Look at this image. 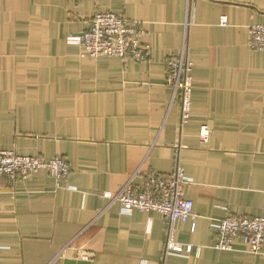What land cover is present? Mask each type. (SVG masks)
Returning <instances> with one entry per match:
<instances>
[{"label":"crops","instance_id":"obj_1","mask_svg":"<svg viewBox=\"0 0 264 264\" xmlns=\"http://www.w3.org/2000/svg\"><path fill=\"white\" fill-rule=\"evenodd\" d=\"M97 13L140 23L149 58L85 56L75 43ZM262 24L264 0H0V149L70 166L60 182L0 177L1 264H264V246L216 248L218 222L264 216V52L249 46ZM186 35L194 89L182 124L167 64ZM178 164L193 217L175 224L182 247L165 256L160 213L124 215L103 196Z\"/></svg>","mask_w":264,"mask_h":264},{"label":"built area","instance_id":"obj_2","mask_svg":"<svg viewBox=\"0 0 264 264\" xmlns=\"http://www.w3.org/2000/svg\"><path fill=\"white\" fill-rule=\"evenodd\" d=\"M194 0H187L190 6ZM188 24V23H187ZM222 26H227V19L222 18ZM144 30L140 23L114 13H97L89 31L83 33L75 43L84 48L85 56L90 58L121 57L135 61L149 58V48L143 45ZM249 46L253 51L264 52V24L249 27ZM193 63L190 59L188 36H185L180 55L167 64V82L173 89L174 96L180 98L181 123L191 117L194 80ZM212 130L203 125L200 129L202 143L209 141ZM47 171L56 181H64L70 174V166L62 159L47 161L40 157L21 156L13 151L0 149V177L13 181L25 180L32 174ZM191 183L184 168L177 165L170 175H149L142 187H136L131 181L117 194L105 193L104 198L120 205L124 215L133 211L160 213L167 223L165 256L176 254L182 247L175 240V224L186 222L193 217V202L185 197V187ZM70 189H73L70 187ZM218 242L216 248L231 251L238 239L251 254H260L264 246V216L254 218L228 217L217 223ZM0 243V264L5 250ZM192 246H187V253H192ZM202 248H196V256Z\"/></svg>","mask_w":264,"mask_h":264}]
</instances>
